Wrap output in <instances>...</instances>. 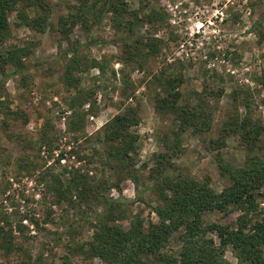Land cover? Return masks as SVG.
<instances>
[{
    "label": "rangeland",
    "instance_id": "1",
    "mask_svg": "<svg viewBox=\"0 0 264 264\" xmlns=\"http://www.w3.org/2000/svg\"><path fill=\"white\" fill-rule=\"evenodd\" d=\"M47 1L54 5V11L52 26L45 33L17 26L16 12L9 14L12 35L6 43L28 44L32 51L24 59L31 65L28 70L14 74V67L8 65L5 72L0 73V78L4 79L0 88V209L3 207L12 214L14 226L19 230L14 233L12 250L7 252L0 248V264H107L76 249L83 244L88 247L93 234L89 223L81 219L83 212L99 213L102 210L100 203H80L78 198H74L72 204L67 201L57 203L41 179L44 169L18 178L15 173L18 158L26 152L42 165L54 163L58 172L65 165H79L70 152L73 151V138L68 132L72 115L70 100L77 92L66 86L64 71L72 53L65 54V51L81 46V55L89 62L94 61L93 64L84 61L89 63L88 69L76 73L82 78L81 87L87 96L83 110H89L86 116L88 134L100 130L124 104L139 105L141 121L132 130L140 135L136 144V168L145 177V182H141L142 190L151 180L155 155L163 151L166 139L173 142L178 127L172 114L155 107L162 88L154 81L153 74L166 63L184 74L185 82L180 86L182 103L194 102L195 91L202 90L205 84L210 88H225L214 122V136L218 135L227 114L235 112L234 89L245 90L243 96L249 95L251 113L264 123V105L261 104L264 85L258 82L264 73V23L254 28L258 20L264 18V0H125L142 16L157 10L158 17L161 16L158 24L152 26L143 22L130 31L126 26H114L107 15L100 24L90 21L89 29L75 26L68 31V36L60 31L59 18L74 10L71 5L77 4L78 0ZM151 34L160 40V52L156 55L149 54L146 46ZM89 36L94 43L87 46ZM238 104L243 114L245 108ZM7 107L11 113L24 111L29 116L28 123H24L19 115H11L10 111V115L5 116ZM48 117L54 125L52 132L58 136L54 152L49 156L45 148L25 150L30 139L39 137ZM204 138L192 131L185 132L181 136L183 151L173 162L177 168L185 169L220 191L231 180L221 174ZM74 146L86 156L94 151V147H100L94 140L83 138ZM61 151H65L62 166L55 162ZM226 157L236 165L243 164L245 151L236 138L228 140ZM89 166L94 168L90 174L97 180L104 176H111V182L120 180V190L112 188L110 196L128 200L124 201L123 207L128 209L130 216L140 213L146 222L158 221L153 212L159 201L156 192L148 190L144 194L145 203L135 202L137 190L126 173L118 174L103 162ZM257 197L264 206V187ZM238 215V212L226 216L213 212L209 219L236 226ZM213 236L218 240L216 235ZM177 244L173 240L168 250L175 251ZM226 258L238 262L231 246L226 251Z\"/></svg>",
    "mask_w": 264,
    "mask_h": 264
},
{
    "label": "trees",
    "instance_id": "2",
    "mask_svg": "<svg viewBox=\"0 0 264 264\" xmlns=\"http://www.w3.org/2000/svg\"><path fill=\"white\" fill-rule=\"evenodd\" d=\"M71 7L74 10L59 18L60 31L67 36L75 26L89 29L90 21L100 24L107 15H110L114 26H126L130 31L143 22L156 26L161 19L157 10L142 16L139 11L131 9L125 0H78ZM53 11L54 5L47 0H0V46L3 45L0 48V73H4L8 65L14 67V74L23 73L31 66L24 61L32 51L28 44L6 43L12 35L9 14L16 12L17 26L45 33L52 26ZM263 23L264 18H260L254 28ZM92 43L89 36L87 46ZM146 46L151 55L160 52V40L152 34L146 40ZM80 48L76 46L65 51V54L71 52L72 56L64 71L67 88L77 92L70 100L72 115L69 117L68 132L73 138V151L70 152L79 165L62 166L65 151H61L55 161L63 167L58 172L54 163L42 165L26 152L18 158L15 168L16 178L44 169L41 179L46 182L57 203L67 201L72 204L74 198H78L80 203L92 204L94 201L101 204L102 210L97 214L83 212L81 219L89 223L93 234L88 247L83 244L76 249L87 257H98L107 264H264V206L257 197L264 187V123L251 113L249 95L243 96L245 90L234 89L232 97L237 103L235 112L227 114L218 135L214 136V122L225 88H210L205 84L202 90L195 91L194 102L182 103L180 86L185 82L184 74L177 72V68L172 69L169 63L154 73V81L162 88V93L156 97L155 107L158 111L172 114L178 127L173 142L166 139L162 145L163 151L155 155L156 165L152 168L151 180L141 190L145 177L136 168V144L140 135L132 130L141 121L140 107L137 104H124L100 130L88 134L86 116L89 110H83L87 96L81 87L82 78L76 73L87 70L88 64L94 61L89 62L84 58L79 52ZM3 82L1 77L0 88ZM258 82L264 85V73ZM238 103L245 108L243 114L239 111ZM261 104L264 105V97ZM7 110L5 116L19 115L24 123H28L29 116L24 111L11 113L9 107ZM53 129L51 118H46L39 137L30 139L27 144L29 148L25 147V150L45 148L50 156L58 141ZM187 131L205 136L206 148L218 164L221 174L230 178L231 183L222 190H216L209 182L193 177L174 164L173 159L183 151L181 136ZM80 132H83L82 135ZM81 138L94 140L100 147H94L88 156L81 154L74 146L79 145ZM230 138H236L245 151V159L240 166L226 157ZM97 162H103L118 174L126 173L134 181L137 190L135 202L145 203L144 194L148 190L156 192L159 201L153 212L158 221L146 222L140 213L130 216L128 209L123 207L124 201L128 200L110 196L112 188L120 190V180L111 182V176L97 180L96 176L90 174L94 168L89 165ZM213 212L225 216L238 212L236 226L210 220L209 215ZM14 225L12 214L2 207L0 248L7 249V252L14 247V233L19 231ZM173 240L178 244L175 251H169ZM230 246L237 263L226 258Z\"/></svg>",
    "mask_w": 264,
    "mask_h": 264
}]
</instances>
